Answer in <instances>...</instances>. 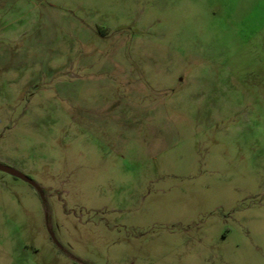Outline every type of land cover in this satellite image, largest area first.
<instances>
[{
    "label": "rangeland",
    "instance_id": "obj_1",
    "mask_svg": "<svg viewBox=\"0 0 264 264\" xmlns=\"http://www.w3.org/2000/svg\"><path fill=\"white\" fill-rule=\"evenodd\" d=\"M0 165V264H264V0H0Z\"/></svg>",
    "mask_w": 264,
    "mask_h": 264
},
{
    "label": "water",
    "instance_id": "obj_2",
    "mask_svg": "<svg viewBox=\"0 0 264 264\" xmlns=\"http://www.w3.org/2000/svg\"><path fill=\"white\" fill-rule=\"evenodd\" d=\"M0 171L1 172H4V173H7L15 178H18V179H21L23 180L24 182L28 183L30 186H32L37 192L38 194L42 197L43 193H42V190L39 186H37L30 178H28L27 176L23 175L22 173L14 170V169H11L9 167H6V166H2L0 165ZM50 237L51 239L55 242L54 240V237L52 234H50Z\"/></svg>",
    "mask_w": 264,
    "mask_h": 264
}]
</instances>
